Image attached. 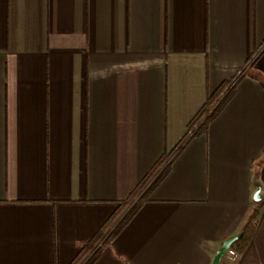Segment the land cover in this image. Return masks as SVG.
I'll use <instances>...</instances> for the list:
<instances>
[{
  "label": "crops",
  "instance_id": "obj_1",
  "mask_svg": "<svg viewBox=\"0 0 264 264\" xmlns=\"http://www.w3.org/2000/svg\"><path fill=\"white\" fill-rule=\"evenodd\" d=\"M171 151L92 264H210L253 207L219 264H264V0H0V264H68Z\"/></svg>",
  "mask_w": 264,
  "mask_h": 264
},
{
  "label": "trees",
  "instance_id": "obj_2",
  "mask_svg": "<svg viewBox=\"0 0 264 264\" xmlns=\"http://www.w3.org/2000/svg\"><path fill=\"white\" fill-rule=\"evenodd\" d=\"M253 54L254 52L249 54L246 59L247 62L251 59ZM236 75L237 73L230 78L223 80L214 91L207 94L205 102L187 125L188 130H190L200 121L194 135L204 133L207 129L208 123L220 112L232 97L240 78L234 80ZM171 153L172 151L163 153L156 160L149 169L147 175L136 184L124 200L118 203L116 208L100 225L93 236L80 245L76 256L68 264H81L83 261V264H92L95 261L101 248L108 244L110 240L120 232L143 202L147 200L152 189L167 175L172 163V158L169 159ZM257 222L258 210L257 207H253L243 223L241 237L232 243L230 249L235 253L242 252L246 247L247 242L252 237ZM101 239L102 241L97 245Z\"/></svg>",
  "mask_w": 264,
  "mask_h": 264
},
{
  "label": "water",
  "instance_id": "obj_3",
  "mask_svg": "<svg viewBox=\"0 0 264 264\" xmlns=\"http://www.w3.org/2000/svg\"><path fill=\"white\" fill-rule=\"evenodd\" d=\"M255 191L252 194V199L254 201H258L260 199V190H261V186L258 183H255ZM242 235V231H239L238 233L231 235L227 238H225L220 246L215 249L214 254L211 258V262L210 264H219L220 260L223 258V256L225 255L226 251L230 248V246L232 245V243L234 241H236L237 239H239Z\"/></svg>",
  "mask_w": 264,
  "mask_h": 264
},
{
  "label": "built area",
  "instance_id": "obj_4",
  "mask_svg": "<svg viewBox=\"0 0 264 264\" xmlns=\"http://www.w3.org/2000/svg\"><path fill=\"white\" fill-rule=\"evenodd\" d=\"M225 254H228L229 256L233 257V256H235L236 253H235L232 249L229 248V249L226 251Z\"/></svg>",
  "mask_w": 264,
  "mask_h": 264
},
{
  "label": "rangeland",
  "instance_id": "obj_5",
  "mask_svg": "<svg viewBox=\"0 0 264 264\" xmlns=\"http://www.w3.org/2000/svg\"><path fill=\"white\" fill-rule=\"evenodd\" d=\"M257 63H258V62H257ZM199 123H200V121H199ZM199 123H197L196 125H198ZM196 125H195V126H196ZM192 129H193V128H192ZM189 131H190V130H189ZM169 159H170V158H169ZM169 159H168V160H169Z\"/></svg>",
  "mask_w": 264,
  "mask_h": 264
}]
</instances>
